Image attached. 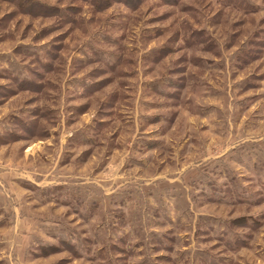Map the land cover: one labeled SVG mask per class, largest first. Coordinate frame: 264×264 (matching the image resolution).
Wrapping results in <instances>:
<instances>
[{
	"label": "rangeland",
	"instance_id": "374dc122",
	"mask_svg": "<svg viewBox=\"0 0 264 264\" xmlns=\"http://www.w3.org/2000/svg\"><path fill=\"white\" fill-rule=\"evenodd\" d=\"M0 264H264V0H0Z\"/></svg>",
	"mask_w": 264,
	"mask_h": 264
}]
</instances>
